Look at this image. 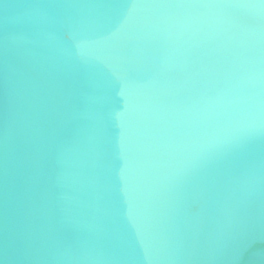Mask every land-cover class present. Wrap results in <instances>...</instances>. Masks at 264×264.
<instances>
[{
  "label": "clouds",
  "instance_id": "1",
  "mask_svg": "<svg viewBox=\"0 0 264 264\" xmlns=\"http://www.w3.org/2000/svg\"><path fill=\"white\" fill-rule=\"evenodd\" d=\"M60 28L49 51L99 86L88 156L111 230L158 254L161 216L178 230L220 170L244 166L264 137V0H124L100 28ZM256 184L246 174L213 252L247 246Z\"/></svg>",
  "mask_w": 264,
  "mask_h": 264
},
{
  "label": "water",
  "instance_id": "2",
  "mask_svg": "<svg viewBox=\"0 0 264 264\" xmlns=\"http://www.w3.org/2000/svg\"><path fill=\"white\" fill-rule=\"evenodd\" d=\"M123 3L0 0V264H264V137L250 145L244 166L220 170L207 203L178 230L161 216L158 254L142 237L133 249L111 230L88 156L99 86L46 42L58 29L63 37L70 19L84 29L104 26ZM249 173L257 184L247 246L215 253L213 230Z\"/></svg>",
  "mask_w": 264,
  "mask_h": 264
}]
</instances>
